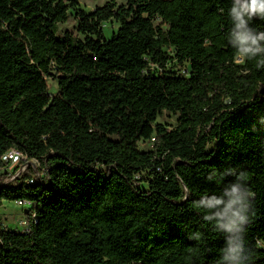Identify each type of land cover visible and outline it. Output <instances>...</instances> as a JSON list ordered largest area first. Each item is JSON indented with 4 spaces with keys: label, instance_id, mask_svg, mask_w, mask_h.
I'll use <instances>...</instances> for the list:
<instances>
[{
    "label": "trees",
    "instance_id": "obj_1",
    "mask_svg": "<svg viewBox=\"0 0 264 264\" xmlns=\"http://www.w3.org/2000/svg\"><path fill=\"white\" fill-rule=\"evenodd\" d=\"M79 6L0 0V170L39 163L0 177V209L33 204L25 232L0 213V264H264V51L241 53L235 0ZM71 10L83 38L58 33Z\"/></svg>",
    "mask_w": 264,
    "mask_h": 264
},
{
    "label": "rangeland",
    "instance_id": "obj_2",
    "mask_svg": "<svg viewBox=\"0 0 264 264\" xmlns=\"http://www.w3.org/2000/svg\"><path fill=\"white\" fill-rule=\"evenodd\" d=\"M111 0H79L80 10H84L86 13L93 12L97 7L104 6ZM118 5H124L125 0H115ZM120 28L119 23L114 20L106 22L103 24L102 29L107 39L112 38ZM58 33L63 34L65 31L72 32L74 35L79 38H83L82 34L78 31V20L74 14V11L71 10L69 12V19L66 23H60L57 25ZM183 69V66L180 67ZM48 91L51 97H55L58 94V81L52 77L47 78ZM178 115L173 114L171 112L163 111L159 118L157 119V123L165 125L166 127L173 129L177 125ZM153 148L152 141H141L139 143V149L141 151H149ZM33 163L39 167V163L34 160ZM34 168V167H33ZM27 169V168H26ZM9 176H13V174H22L21 167L9 166L8 167ZM13 179H8L6 182H10ZM141 187H147L145 183H140ZM27 208L19 207L15 202H4L3 206L0 209L1 213V223L2 226L6 229L17 231V232H25L27 230L28 213L26 212Z\"/></svg>",
    "mask_w": 264,
    "mask_h": 264
},
{
    "label": "clouds",
    "instance_id": "obj_3",
    "mask_svg": "<svg viewBox=\"0 0 264 264\" xmlns=\"http://www.w3.org/2000/svg\"><path fill=\"white\" fill-rule=\"evenodd\" d=\"M231 15L236 20V30L234 31V36L241 45V53L245 54H255L257 51H264L260 49L258 44L260 41H264V33L259 36L253 35L246 27V21L244 19L247 16L249 19L254 17H259L264 20V0H235V6L231 10ZM223 203L222 201H213L209 207H213ZM240 203V197L237 195L228 204V209L230 210L234 205ZM239 215V213H236ZM238 249H233L235 254Z\"/></svg>",
    "mask_w": 264,
    "mask_h": 264
},
{
    "label": "built area",
    "instance_id": "obj_4",
    "mask_svg": "<svg viewBox=\"0 0 264 264\" xmlns=\"http://www.w3.org/2000/svg\"><path fill=\"white\" fill-rule=\"evenodd\" d=\"M154 143V138L151 140ZM3 160L5 162V166L0 170V177L2 174H6L7 178L5 179L6 181H8V179H15L16 177H19L20 174H13V176H9V171H8V167L9 166H16V167H21L22 172L26 170V168L31 165L32 167L36 168L37 166L33 163L34 159L29 160L28 157L22 153L21 151L18 150H11L9 152L6 153V155L3 157ZM37 161V160H36ZM38 162V161H37ZM5 183H8L6 182ZM15 203L22 208H27L29 211V209L33 208V204L29 201H25V200H17L15 201ZM31 218L33 223L37 222V216L36 213L33 212L31 214ZM27 226V230H29V224H26Z\"/></svg>",
    "mask_w": 264,
    "mask_h": 264
},
{
    "label": "water",
    "instance_id": "obj_5",
    "mask_svg": "<svg viewBox=\"0 0 264 264\" xmlns=\"http://www.w3.org/2000/svg\"><path fill=\"white\" fill-rule=\"evenodd\" d=\"M26 212H28V211H26Z\"/></svg>",
    "mask_w": 264,
    "mask_h": 264
}]
</instances>
